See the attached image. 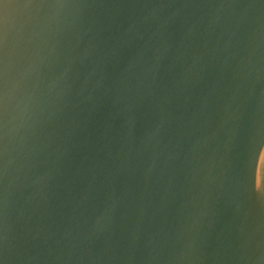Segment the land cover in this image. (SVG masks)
Listing matches in <instances>:
<instances>
[{"label":"water","instance_id":"1","mask_svg":"<svg viewBox=\"0 0 264 264\" xmlns=\"http://www.w3.org/2000/svg\"><path fill=\"white\" fill-rule=\"evenodd\" d=\"M0 264H264V0H0Z\"/></svg>","mask_w":264,"mask_h":264}]
</instances>
